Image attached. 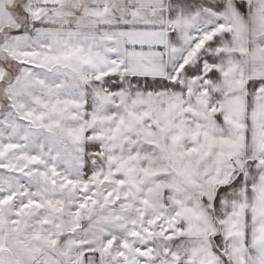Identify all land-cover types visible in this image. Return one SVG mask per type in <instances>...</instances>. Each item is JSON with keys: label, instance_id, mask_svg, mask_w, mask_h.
<instances>
[{"label": "snow or ice", "instance_id": "obj_1", "mask_svg": "<svg viewBox=\"0 0 264 264\" xmlns=\"http://www.w3.org/2000/svg\"><path fill=\"white\" fill-rule=\"evenodd\" d=\"M0 264H264V0H0Z\"/></svg>", "mask_w": 264, "mask_h": 264}]
</instances>
